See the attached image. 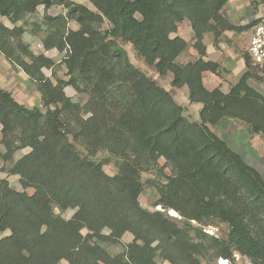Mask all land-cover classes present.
<instances>
[{
    "label": "trees",
    "instance_id": "1",
    "mask_svg": "<svg viewBox=\"0 0 264 264\" xmlns=\"http://www.w3.org/2000/svg\"><path fill=\"white\" fill-rule=\"evenodd\" d=\"M230 1L89 0L92 10L72 0H0V18L14 25L0 22V53L37 84L47 109L45 114L29 109L0 88L2 173L16 151L30 149L9 171L20 177L23 191L0 179V233L10 232L0 240V264H159V251L170 264H201L210 250L230 264L235 253L264 264V178L212 130L235 120L251 135L264 137V94L251 84L259 74L246 53L247 71L228 93L210 91L203 83L204 72L220 70L205 60L204 37L212 35L217 45L226 31L258 25L230 24L222 15ZM40 6L66 11L55 17L45 13L42 44L47 51L66 53L73 77L68 82L54 83L44 75L54 61L35 54L23 41L27 29L17 26L30 24ZM104 21L109 30L100 28ZM184 21L199 55L186 65L178 62L189 46L178 34ZM70 22L79 29H71ZM117 40L130 44L160 77L171 75L173 88H187L190 103L202 106L200 120L191 121L166 89L136 69ZM81 80L90 95L84 106L65 93L66 87L79 92ZM86 114H91L87 120ZM69 121L73 138L83 142L88 155L69 142ZM103 151L113 160L97 161ZM161 158L171 174L156 186L155 205L177 213L183 225L139 202L143 173L158 169L164 175ZM110 162L117 165L116 175L103 169ZM55 208L76 212L67 220ZM193 222L227 225V238L209 236ZM125 234L133 240L120 255L98 243L117 245Z\"/></svg>",
    "mask_w": 264,
    "mask_h": 264
},
{
    "label": "rangeland",
    "instance_id": "2",
    "mask_svg": "<svg viewBox=\"0 0 264 264\" xmlns=\"http://www.w3.org/2000/svg\"><path fill=\"white\" fill-rule=\"evenodd\" d=\"M81 2H86V5L95 10L94 7L85 0H80ZM75 2V1H74ZM64 9L56 6L53 8V15L58 16L60 14L66 13L63 11ZM63 12V13H62ZM222 15L226 18V20L236 26V27H245L250 24H261L264 23V0H231L226 7L222 10ZM261 15L260 18L257 16ZM30 23L35 22L32 21L38 20V17H30ZM6 21V20H5ZM185 22V21H184ZM6 24L12 28L14 25H11V22L6 21ZM38 24V23H37ZM17 26H21L27 29H31L32 26L26 23L17 24ZM35 27V26H34ZM70 28L73 30L79 29V25L75 22H70ZM103 31L109 30L111 25L104 21V23L100 26ZM192 29V28H191ZM189 30V31H188ZM252 29H249L245 32H229L226 31L223 36L218 41V44L215 45L214 38L210 35L211 39L205 41L206 53H210L207 59L212 62H216L220 65V70L218 75L214 74H205V80L208 87L220 88L223 92L228 93L232 86L236 85L241 77L246 73V62L244 56L248 53V45L250 41V37L252 35ZM190 29H187L185 25L181 27V37L185 39L189 46L185 53L182 54L179 63L186 65L188 62L194 61L196 59V55L198 52L193 48V40L190 38ZM44 35V34H43ZM45 36V35H44ZM27 41V36L25 37ZM24 40V41H25ZM118 45L124 48L127 51L128 57L132 65L141 71L143 74L148 76L150 79L155 81L159 86L169 92L177 104L184 108V115L188 117L191 121H199L200 116L199 112L201 109V105L191 104L189 101V94L187 88L175 89L172 87V76L168 75L166 77H160L154 68L148 65L144 59L135 51V49L127 43H123L120 40H117ZM35 53V52H34ZM37 55L41 53H35ZM54 61V66L51 69H43L44 75L52 80L54 83L57 80H64L68 82L73 78L71 75H68V69L64 62L66 59L65 52H55L50 55V57ZM186 63V64H185ZM15 70L19 71V69L15 68ZM3 71V70H2ZM13 74V73H12ZM11 74H5L4 71L0 72V88L11 93L13 98L21 105L33 109L34 107H38L45 114L47 113V109L41 104V97L38 91L37 84L34 83L31 79L21 77H17L16 73L13 74L12 78H9ZM19 76V75H18ZM260 77V80H252L251 84L255 86L261 93L264 94V79ZM8 78V79H7ZM263 81V82H262ZM205 86V85H204ZM80 91H76L72 87H66L65 93L71 98L74 103H77L81 106H84L88 103L90 99V95L85 92L84 82L81 80L79 82ZM207 89V88H206ZM212 89V90H214ZM209 90V89H208ZM210 90V91H212ZM91 114H86L83 118L85 120L89 119ZM64 121H68L67 118L63 119ZM67 124L71 125L66 129L67 137L70 143L74 144L77 148L78 152L83 156L88 155V151L86 150L83 142L79 140H75L73 138V134L71 130L75 129L74 122L69 121ZM2 125L0 124V151L3 152L4 148L1 144L2 135H1ZM212 130L223 140L227 142V144L232 147V149L242 155L245 161L256 170H258L263 178H264V137L261 135H251L246 124L236 122L235 120H226L220 126L212 128ZM30 152V149H22L16 151L13 156V161L6 163L5 169L6 172H3L0 177L1 179L7 180L10 186L22 192L23 189L20 185V177L18 175H11L10 169L13 164L22 158L24 155ZM95 159L97 161L103 160H113L109 153L103 151L100 152ZM166 161L161 158L158 160L159 167L164 168V175L159 172V170H151L142 175V181L144 183V191L139 197V202L143 208L150 212L161 211L165 214H169L175 219V222L179 225H183L180 216L174 211L164 210L162 207H156V202L159 199L158 191L156 186L161 182H165V176H169L171 174L170 168L165 167ZM104 171L113 176L118 172L117 165L115 162L107 163L103 166ZM29 195H33L34 190L28 189L26 191ZM76 210L71 209L65 213H61L58 208H55V213L61 215L65 219H71L75 214ZM193 224L197 226H201L204 229V233L209 236L226 239L229 228L227 225L220 224L219 222L214 224H209L208 226L199 225L197 222H193ZM83 234H87V231H83ZM104 234L109 235L110 230H104ZM10 235V232L0 233V240ZM191 236L195 239L194 233H191ZM133 236L131 234H125L121 239L120 244L112 245L106 242H98L104 247L111 255L117 256L124 252L125 246L132 242ZM158 252L157 262L159 264H170V262L163 259ZM224 259L214 258L213 251L210 250L205 252V254L201 257V264H222ZM234 264H248L250 260L246 257H242L239 254H234ZM226 261V260H224ZM230 264L228 261H226ZM60 264H68L67 261H62Z\"/></svg>",
    "mask_w": 264,
    "mask_h": 264
},
{
    "label": "crops",
    "instance_id": "3",
    "mask_svg": "<svg viewBox=\"0 0 264 264\" xmlns=\"http://www.w3.org/2000/svg\"><path fill=\"white\" fill-rule=\"evenodd\" d=\"M72 1H75L76 3H79V4H82V5H85V6H87L86 5V2L84 3V2H81L80 0H72ZM85 1H88L89 2V0H85ZM90 3V2H89ZM91 4V3H90ZM92 5V4H91ZM56 6H53V7H51L50 9H48L47 11H45V9H44V7L43 6H40V7H38V9H37V14H36V17H38V20L36 19V20H32V21H35V22H31L30 23V26H32L31 27V29H27V28H25V29H27V32L25 33V35L23 36V41L25 40V37L27 36V41L25 40L24 42L25 43H27V44H29L30 45V47H31V50L33 51V52H35V53H41V54H44L46 57H50V55L51 54H53V53H55V52H59V51H57L56 49H52V50H46L44 47H43V44H42V39H43V37H44V30L46 29V27H45V25H44V15H45V13H47L49 16H53L54 17V15H53V13H54V11H53V8H55ZM59 7H61V6H59ZM88 7V6H87ZM62 8V7H61ZM89 8V7H88ZM64 12H65V10H63ZM63 13V12H62ZM258 18H260L261 17V15H258L257 16ZM8 21V22H10L7 18H3V17H1L0 18V22H2V23H4L7 27H10L8 24H6V21ZM20 23H23L22 21H20V22H18L17 24H20ZM38 23V24H37ZM11 25H12V23H11ZM34 25H36V27H34ZM182 25H185V27H187V29H190V34H189V36H190V38L193 40V37H194V33H193V31H192V29H191V27H190V23L188 22V21H185V22H183L180 26H179V36H181V27H182ZM69 27H70V24H69ZM189 31V30H188ZM211 36L210 35H206L205 37H204V44H205V41H207V40H210L211 38H210ZM185 53V52H184ZM208 54V56L210 55V53L208 52L207 53ZM182 56V55H181ZM181 56L178 58V62H179V60H180V58H181ZM196 59L194 60V61H196L197 59H199V55L197 54L196 56ZM51 59V58H50ZM205 60H209V59H207V56H206V58H205ZM194 61H191V62H194ZM189 63V62H188ZM186 64V63H185ZM15 68L17 69L18 67H16V66H14V65H12L8 60H6L5 59V57L0 53V72H3L4 71V73L5 74H11V76H9V78H12L13 77V74H15L16 73V75H17V77H21L22 79H24V78H27V79H30L20 68H18L19 69V71H17V70H15ZM3 70V71H2ZM13 73V74H12ZM205 74H212V73H210V72H204L203 73V83H204V85H205V87L207 88V89H209V90H212V89H214L215 87H208L209 85H207V83H206V80H205ZM19 75V76H18ZM24 77V78H23ZM8 79V78H7ZM198 105H200V104H198Z\"/></svg>",
    "mask_w": 264,
    "mask_h": 264
},
{
    "label": "built area",
    "instance_id": "4",
    "mask_svg": "<svg viewBox=\"0 0 264 264\" xmlns=\"http://www.w3.org/2000/svg\"><path fill=\"white\" fill-rule=\"evenodd\" d=\"M248 54L259 76L264 79V23L253 27L248 45ZM2 167L3 162L0 160V175L2 174ZM248 264H251V262Z\"/></svg>",
    "mask_w": 264,
    "mask_h": 264
},
{
    "label": "bare ground",
    "instance_id": "5",
    "mask_svg": "<svg viewBox=\"0 0 264 264\" xmlns=\"http://www.w3.org/2000/svg\"><path fill=\"white\" fill-rule=\"evenodd\" d=\"M222 264H228V263H227L226 261L223 260V261H222Z\"/></svg>",
    "mask_w": 264,
    "mask_h": 264
}]
</instances>
